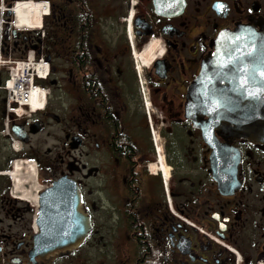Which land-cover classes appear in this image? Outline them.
Segmentation results:
<instances>
[{
	"label": "flooded vegetation",
	"instance_id": "af4514ba",
	"mask_svg": "<svg viewBox=\"0 0 264 264\" xmlns=\"http://www.w3.org/2000/svg\"><path fill=\"white\" fill-rule=\"evenodd\" d=\"M23 1L0 0V56L36 46L50 74L36 111L0 74V264H264V144L188 111L218 37L260 31L264 0H37L41 31ZM60 179L86 224L52 252Z\"/></svg>",
	"mask_w": 264,
	"mask_h": 264
},
{
	"label": "water",
	"instance_id": "95a60500",
	"mask_svg": "<svg viewBox=\"0 0 264 264\" xmlns=\"http://www.w3.org/2000/svg\"><path fill=\"white\" fill-rule=\"evenodd\" d=\"M214 47V54L189 89V114L208 116L211 128L228 138L264 144V24L260 31L240 28L223 33ZM49 194L55 216L51 220L55 232L49 238L51 251H59L64 239L68 247L76 246L84 239L81 231L86 224L77 187L60 179ZM64 226L74 235L60 236Z\"/></svg>",
	"mask_w": 264,
	"mask_h": 264
},
{
	"label": "built area",
	"instance_id": "2783aa9c",
	"mask_svg": "<svg viewBox=\"0 0 264 264\" xmlns=\"http://www.w3.org/2000/svg\"><path fill=\"white\" fill-rule=\"evenodd\" d=\"M43 7L47 4H41ZM7 68L9 76L4 85L8 94V106L15 102L19 107L29 106L32 96L41 93L38 80L46 79L49 75V65L43 57L38 56V49L30 48L21 59H4L0 56V74Z\"/></svg>",
	"mask_w": 264,
	"mask_h": 264
},
{
	"label": "bare ground",
	"instance_id": "6f19581e",
	"mask_svg": "<svg viewBox=\"0 0 264 264\" xmlns=\"http://www.w3.org/2000/svg\"><path fill=\"white\" fill-rule=\"evenodd\" d=\"M44 12L45 11L43 10V7L39 5H36L33 3L22 4L16 10L18 25L22 28H27L30 30L40 29V26L42 25L41 18L44 16ZM148 52H149V49H148ZM38 95H40L41 98H38ZM43 99H44V96L42 93L35 94L32 100L33 111H36L37 109H40L43 107L44 105ZM15 167L19 169L21 165L17 163ZM33 170L35 171V169Z\"/></svg>",
	"mask_w": 264,
	"mask_h": 264
},
{
	"label": "rangeland",
	"instance_id": "374dc122",
	"mask_svg": "<svg viewBox=\"0 0 264 264\" xmlns=\"http://www.w3.org/2000/svg\"><path fill=\"white\" fill-rule=\"evenodd\" d=\"M35 2H42V1H37V0H34Z\"/></svg>",
	"mask_w": 264,
	"mask_h": 264
}]
</instances>
